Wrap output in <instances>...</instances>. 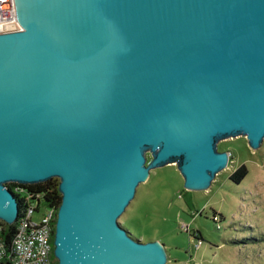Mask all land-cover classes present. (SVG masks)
<instances>
[{"label": "water", "instance_id": "95a60500", "mask_svg": "<svg viewBox=\"0 0 264 264\" xmlns=\"http://www.w3.org/2000/svg\"><path fill=\"white\" fill-rule=\"evenodd\" d=\"M0 32V220L5 184L59 180L57 264H165L118 222L150 168L186 189L264 138V0H13ZM151 157L145 165L146 152Z\"/></svg>", "mask_w": 264, "mask_h": 264}, {"label": "rangeland", "instance_id": "374dc122", "mask_svg": "<svg viewBox=\"0 0 264 264\" xmlns=\"http://www.w3.org/2000/svg\"><path fill=\"white\" fill-rule=\"evenodd\" d=\"M217 149L229 162L207 188L186 189L175 162L150 168L117 219L132 237L161 242L165 264H264V138L257 149L242 135L219 140ZM241 164L247 175L234 183L229 175Z\"/></svg>", "mask_w": 264, "mask_h": 264}, {"label": "built area", "instance_id": "2783aa9c", "mask_svg": "<svg viewBox=\"0 0 264 264\" xmlns=\"http://www.w3.org/2000/svg\"><path fill=\"white\" fill-rule=\"evenodd\" d=\"M18 29L13 0H0V32ZM15 191L28 199L24 189L16 188ZM42 206L39 201H29V206L18 216L16 233L11 241L12 255L2 241L3 226L0 223V264L6 258H10V264H57L52 240L58 207L44 206L45 211L35 218Z\"/></svg>", "mask_w": 264, "mask_h": 264}, {"label": "trees", "instance_id": "16d2710c", "mask_svg": "<svg viewBox=\"0 0 264 264\" xmlns=\"http://www.w3.org/2000/svg\"><path fill=\"white\" fill-rule=\"evenodd\" d=\"M247 175V168L244 164H241L239 167H237L230 175L229 179L233 181L234 183H240L243 178ZM58 183L59 180L57 178H50L48 180L37 182V183H31V184H19V183H13L8 182L5 185L13 191L14 196L16 197L18 201V208H19V214L20 217L21 214L25 211V209L29 206V201H39L40 205H43L45 207H58L61 202V194L58 190ZM16 188L24 189L25 195L28 197V199H25L24 197H21L15 190ZM1 225L3 226L2 230V241L4 245L8 248L9 253H11V241L16 233L17 228V221L11 224H8L2 220H0ZM192 236L197 239L200 238L199 232H194ZM53 242V240H52ZM2 264H10V258H6Z\"/></svg>", "mask_w": 264, "mask_h": 264}, {"label": "crops", "instance_id": "0c3cea01", "mask_svg": "<svg viewBox=\"0 0 264 264\" xmlns=\"http://www.w3.org/2000/svg\"><path fill=\"white\" fill-rule=\"evenodd\" d=\"M169 258V257H168Z\"/></svg>", "mask_w": 264, "mask_h": 264}]
</instances>
